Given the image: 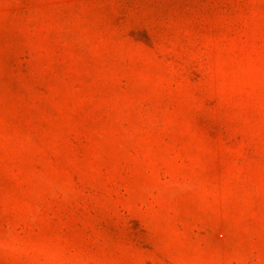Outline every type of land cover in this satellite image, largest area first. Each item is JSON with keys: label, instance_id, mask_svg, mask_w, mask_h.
I'll return each mask as SVG.
<instances>
[{"label": "rangeland", "instance_id": "374dc122", "mask_svg": "<svg viewBox=\"0 0 264 264\" xmlns=\"http://www.w3.org/2000/svg\"><path fill=\"white\" fill-rule=\"evenodd\" d=\"M0 264H264V0H0Z\"/></svg>", "mask_w": 264, "mask_h": 264}]
</instances>
